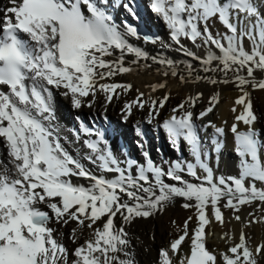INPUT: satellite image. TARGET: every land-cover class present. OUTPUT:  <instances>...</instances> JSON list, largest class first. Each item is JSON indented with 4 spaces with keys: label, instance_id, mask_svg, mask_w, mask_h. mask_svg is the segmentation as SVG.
<instances>
[{
    "label": "snow or ice",
    "instance_id": "6c2138e0",
    "mask_svg": "<svg viewBox=\"0 0 264 264\" xmlns=\"http://www.w3.org/2000/svg\"><path fill=\"white\" fill-rule=\"evenodd\" d=\"M109 3L9 0L10 6L0 19V140L7 153L6 161L0 158V264H135L128 251L126 226L137 218L163 213L176 198L186 201L183 208L195 209L196 227L190 231L193 217L189 216L182 233L159 251V264H173L174 258L178 264H258L264 243L253 252L243 230L239 242L226 251L209 250L206 242L213 220L221 226L226 223L221 206L234 213L257 201L264 206V187L257 186V182L264 185V162L259 155L264 143L254 128L258 117L248 90H264V79L255 76L257 71L264 72V15L254 0H150L151 11L163 19L177 50L198 61L205 74H222L219 80L197 74L195 81L232 83L241 93L231 111L236 113L235 106H242L235 121L246 125L247 131H238L237 123L231 125L239 175L226 177L214 174L199 136L201 129L209 127L223 136L225 128L211 121L200 126L195 122L214 111L216 95L198 114L192 109L203 94L189 96L159 125L175 151L180 152L181 141L186 143L194 162L181 156L165 170L147 151L142 153V164L131 158L122 161L108 146L105 133L87 127L79 117L80 129L73 131L77 142L81 134L88 137L83 139L87 151L74 156L60 143L53 125L55 94L70 97L76 110L93 107L97 96L103 94L106 109L121 92L126 94L132 88L131 84L107 81L132 72L133 65L147 66L141 61L147 60L148 54L131 44L128 37L151 44L160 41L159 37L142 35L127 22L121 31L108 10ZM134 3L128 0L122 6L138 19ZM217 22L225 31L213 34L211 28ZM185 39L194 45L214 47L220 55L208 52L198 56L187 50L182 42ZM245 39L250 41V50L244 47ZM129 56L133 59L126 60ZM152 59L167 65L173 77L178 75L172 61ZM186 71L192 77L194 66L187 64ZM163 75L168 76L169 71ZM179 78L186 82L185 76ZM164 87V83L151 85L153 92ZM168 99L167 94L156 100L139 92L132 101H125L122 119L126 122L134 108L148 107L147 123L151 124ZM136 132L141 138L137 145L143 148L141 141L146 137L139 127ZM213 143L219 150L220 141L214 137ZM106 173L115 175L109 178ZM185 175L196 182L186 180ZM73 177L89 184H74ZM118 215L122 220L119 227L114 223ZM233 218L241 221L238 214ZM70 223L76 225L69 234L73 244L84 236L85 228L90 230L84 243L71 252L57 239L58 229L52 226L63 229ZM253 223H264V217L249 220L245 227ZM221 239L234 237L225 232ZM184 244L189 245L187 252Z\"/></svg>",
    "mask_w": 264,
    "mask_h": 264
},
{
    "label": "bare ground",
    "instance_id": "6f19581e",
    "mask_svg": "<svg viewBox=\"0 0 264 264\" xmlns=\"http://www.w3.org/2000/svg\"><path fill=\"white\" fill-rule=\"evenodd\" d=\"M141 6L134 3L137 15L141 19V22L145 25H149L145 18L147 11L151 10L150 4L147 0H138ZM128 2V0H110L109 12L113 15L115 23L123 31L124 22L134 25L141 30L140 23L136 22L131 18L130 14L122 6L123 3ZM256 6L262 15H264V0L254 1ZM10 6L9 0H0V19L4 16V10ZM157 25L152 26L151 31L154 33L155 37H159L160 41L156 44L145 43L142 39H135L133 37H128L131 44L136 47L141 48L148 54V59L141 61V64L147 65L146 67H141L139 65H133L134 70L126 74H118L111 78L107 82L116 83H127L131 84L132 88L126 94L121 92L118 98H114L113 102L104 107V96L100 94L97 96L93 107H81L76 110L73 108L70 97H64L59 93L55 94V117L53 125L55 127V134L59 137L60 143L64 148L69 151L72 155L77 156L83 155L85 151L83 145L84 137L81 134V139L79 142L76 141L74 131H79L80 121H82L87 127L90 128L92 124L98 128L102 129L104 127L112 129L114 131L116 128L120 129V134H115L114 136H109L106 138L108 141V146L111 148L113 153L118 159L122 161L128 158L137 160L141 164L144 163L143 151H147L150 154L151 159L157 164L167 170L168 163L171 161L183 158L194 162V158L191 156L190 152H179L177 156L171 155L170 151L163 148L162 141H157L158 139V125L159 122L172 115V109L186 102L189 96L195 97L197 93H202V97L196 103L195 107L192 109L195 114L204 110L209 105V98L213 95L218 97V103L215 109L210 113L204 120L195 121L198 126L206 124L211 121L217 126H222L225 128V134L223 136H218L215 134L213 128H207V133L211 137H215L220 141V148L216 150L215 145L208 146V142L205 140L204 135H200L204 150L208 152V164L213 169L214 174L224 175V176H238L239 175V157L236 153V142L235 135L231 132V125L237 123L238 131H247V126L242 122H236L235 116L243 111L242 106L236 105V113L231 111L234 106L235 99L241 94L237 88L232 83L224 84L217 83L215 85L208 83L205 80L195 81V75H211L218 80L222 78L220 73H209L205 74L201 70V65L198 61L193 60L191 57L185 55L183 52L178 51L175 44L169 38V30L161 17L157 14L150 12ZM118 15V16H117ZM151 15V16H152ZM151 26V25H150ZM213 34L217 31L223 33L225 29L218 22L211 28ZM187 50L196 53L198 56H204L208 52H212L215 55H220L218 49L214 47H203L200 44L194 45L188 40L182 41ZM246 50H250V41L245 39L243 41ZM152 57H156L157 60L172 61L173 67H175L178 75L173 77L170 74V69L167 65H161L158 62H154ZM111 57L109 59H112ZM133 57L129 56L126 60H131ZM191 63L194 66V73L192 77L188 76L186 71V65ZM127 66V65H126ZM169 71L168 76H164L163 73ZM242 75H246V72H242ZM180 75L185 76L186 82H181ZM231 75V74H230ZM255 76L258 79H264V72L257 71ZM164 83L165 87L152 91L151 85ZM3 90H7L6 87ZM251 93V99L253 102V109L258 117L257 122L254 124V128L257 132L258 139L261 143H264V90H252L248 89ZM139 92L145 94V98L151 97L152 99L159 100L166 94L169 99L165 103V106L160 110L159 116L153 123H147L148 107L143 110L134 108L132 115L125 122L122 119L121 109L125 101H132L135 99ZM87 99H91L88 97ZM80 118V121L77 120ZM89 119H86L88 118ZM162 118V119H161ZM226 122V123H225ZM139 127L143 133H147L146 142H142L144 147H138L137 142L140 141V137L137 135L136 128ZM68 128L70 131H67ZM134 128V129H132ZM132 131H131V130ZM201 131V130H200ZM93 139L95 137H92ZM212 140V139H211ZM181 141V145H182ZM184 143V142H183ZM186 144V143H185ZM187 146V145H186ZM159 149V151H157ZM235 149V150H234ZM0 155L5 161L7 160L6 150L3 148V141L0 140ZM261 161L264 162V147L259 151ZM87 167L92 169L96 174H100L98 170L87 161H83ZM133 173L135 169L132 170ZM198 173L203 175L202 170L197 169ZM106 176L111 178L113 173H106ZM185 179L196 182L192 177L185 175ZM74 184L85 185L89 184L88 180L83 178H72ZM172 183V181H168ZM259 183V182H258ZM182 198H176L171 204H169L163 213L157 214L149 218H137L130 226H126V231L128 232L129 248L128 251L131 253L135 264H159V251L161 249L168 248L170 243L168 240H174L182 233L184 221L192 216L193 220L190 222V231L196 227L195 222V209L189 208L185 209L182 204L185 203ZM194 203V202H193ZM43 208L44 206L41 205ZM44 210H47L44 208ZM224 209L222 208V211ZM209 214H211V209H208ZM232 211V210H231ZM227 216V215H226ZM245 215H241V221L231 220L228 222L225 218V225L221 226L219 223L213 220L210 228L207 229L208 234L211 236L218 234L216 238H211L207 240L206 246L209 250H215L217 253L221 251H226L227 247L231 246L233 243L239 242V236L241 230L245 233L248 240V246L255 252L257 245L264 243V223H254L245 227ZM261 218V217H260ZM260 218L258 220H260ZM114 223L117 227L121 226L122 220L119 215L114 219ZM53 227L58 229L57 239L60 240L71 252L74 250L78 244H83L84 240L89 237L90 230L84 229V236L81 237L77 244H73L69 239V234L71 228L75 227L74 223H70L63 229L59 225L53 224ZM225 232H229L234 239L224 240L221 239ZM215 237V236H213ZM189 248L188 244L183 245L184 252H187ZM183 255V253H181ZM258 264H264V254L257 256ZM173 264H178L177 260L173 259Z\"/></svg>",
    "mask_w": 264,
    "mask_h": 264
},
{
    "label": "rangeland",
    "instance_id": "374dc122",
    "mask_svg": "<svg viewBox=\"0 0 264 264\" xmlns=\"http://www.w3.org/2000/svg\"><path fill=\"white\" fill-rule=\"evenodd\" d=\"M152 17H153V15H152ZM154 18V17H153ZM88 119H89V117H88ZM164 120L166 119V118H163ZM163 119L159 122V125H160V123L163 121ZM158 125V140L159 141H162V143L164 144V146L166 147V149L169 151V150H171V148H172V145L170 144V143H168L169 141H168V138H167V136H166V133H165V137H166V140H165V137L162 135V131H161V128H160V126ZM255 127V126H254ZM212 139V140H211ZM209 142H212V144H214L213 143V137H209ZM183 144H185V143H183ZM186 145V144H185ZM168 147V148H167ZM187 147V146H186ZM186 147H184L183 146V149L184 150H187V148ZM181 149V152L183 151L182 150V147L180 148ZM174 151H173V149H172V153H173ZM187 151H185V153H186ZM175 154H178V152H174ZM187 154V153H186ZM0 158H1V155H0ZM257 186L258 187H264V185H261L260 183H258L257 182ZM224 210L222 211L223 212V215H224V217L226 218V220L228 221H230V219L231 220H235L233 217H234V215L235 214H238V215H245V222H246V224H248V221L249 220H251V219H256V220H258L260 217H264V206H261L260 205V203L257 201V202H253L252 204H250V205H243V206H241V210H240V212L239 213H234L233 211H231V209H228V208H224L223 206H221ZM249 213H253L254 214V216L253 217H250L249 216ZM227 215V216H226ZM228 221V222H229ZM254 224V223H253ZM250 225H252V224H250ZM213 236H215V237H213ZM213 236H211V234H208V236H207V240H211V238H216L217 236H218V234H215V235H213ZM171 242V240H168V243H170Z\"/></svg>",
    "mask_w": 264,
    "mask_h": 264
}]
</instances>
